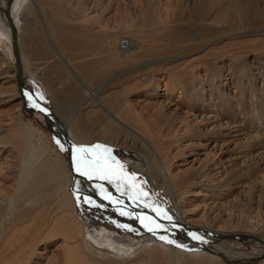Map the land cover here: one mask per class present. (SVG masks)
<instances>
[{"label": "bare ground", "instance_id": "6f19581e", "mask_svg": "<svg viewBox=\"0 0 264 264\" xmlns=\"http://www.w3.org/2000/svg\"><path fill=\"white\" fill-rule=\"evenodd\" d=\"M177 3L179 7L180 3ZM118 5L116 0H0V113L9 110L17 113L12 118L5 114L7 118L0 120V135L3 134L0 137V177L5 168L3 165H10L9 161L15 159L18 161L14 191L9 196L0 193V264H31L33 258L38 259L35 264L263 262L262 231L241 228L233 234L251 243L252 251L232 244L226 246L227 240L222 239L231 237V234L207 226L198 229V225L182 222L179 212L182 213L183 209L174 198L175 191L179 193L182 188L181 191L193 187L200 189H189L184 193L199 194L206 189L208 195L224 188L228 195H243L249 188V178L264 169V88L254 103L248 97V84L242 83L241 78L224 76L227 72L225 60L230 64L238 58V66L244 69L247 68L246 62L254 59L256 65L250 67L253 71L251 78L262 82L264 87V0H202L199 3L194 0L189 10L181 6L175 11L173 7L174 10H169L171 14L168 11L164 15L161 11L165 10L157 13L154 8H146L135 32L152 35L151 38L156 40V46L149 49L151 52L157 49L149 54L151 58L173 60V64L164 70L152 71V79L158 76L160 79L150 80L147 74L138 73L144 67V63H138L137 59L145 56L141 54L144 51L140 46L142 41L132 38L131 46L128 40L122 39L119 48L125 52L137 47L135 53L139 55L114 65L111 77L130 78L133 73L135 80L123 79V83L112 85L113 89L103 93L98 97L97 105L91 106L85 102L92 93L93 85L88 84L91 73L80 76L68 62L75 92L79 88L81 99H85L80 105L86 104V107L76 113L72 124L67 126L62 115L56 109L52 110L47 89L39 82L38 76L35 77V66L28 59L33 55L32 51H27L29 43H26L30 30L36 26L35 32H45L46 38L50 39V32L69 31L79 18L83 35L93 36L89 37L94 39L93 46L108 53L110 49L114 51L119 36L132 32L127 29L129 31L101 35L95 31L98 26L102 27L103 20L116 12ZM32 13L39 16L37 23L32 20L33 26L26 18ZM52 18L57 22H51ZM68 21L70 24L75 22L69 27ZM194 31L205 37L204 42L202 46L196 45L200 49L195 47L198 50H193L192 47L193 51H187L189 48L186 50L184 41L188 42L190 37L188 41L186 37ZM242 36L250 43L246 44L247 49L230 51L217 46L226 38ZM143 38L144 41L146 38ZM51 44L52 53L62 56L61 51ZM216 47L218 54L210 58L218 62L219 70L215 73L205 70L202 76L194 72L201 65L198 62L202 55L187 56L200 51H204L203 55L210 54ZM120 55L115 50L114 58ZM242 57L244 62L240 59ZM201 69L197 68L198 71ZM230 74L234 72L230 71L228 76ZM163 75L169 77L165 80ZM148 81L153 84L149 85ZM161 81L165 82L162 90ZM130 82L136 89L140 87L138 82L145 85L143 99H130L133 92L125 96L118 94L119 88H130ZM229 83L233 84L235 95H231ZM175 89L179 93L176 98L173 97ZM27 111L46 117L66 154L63 160L57 149L52 150L50 142L39 145L41 136L35 142L38 130L22 119ZM16 117H21L18 124L12 122ZM243 117L255 123L245 125ZM86 143L105 145L108 150L104 154V151L102 154L77 152L78 148L91 149ZM136 148L142 151L140 158L127 155ZM204 148L207 149L202 152ZM147 152L150 154L145 155ZM148 156L159 158L149 159ZM202 156L207 160L199 166L201 170L192 171ZM190 157L195 159L190 160ZM68 171L70 177L66 176ZM161 178L164 187L159 186ZM163 188L172 195L166 196ZM251 190L260 192L261 189ZM111 227L114 230H110ZM118 227L121 228L119 232ZM136 228L145 238H141L142 243L133 253L125 245L115 243L119 241L115 238L117 234L134 233ZM147 236H151V244L147 242L145 245ZM260 243L263 247H259ZM231 251L233 254L229 253Z\"/></svg>", "mask_w": 264, "mask_h": 264}, {"label": "rangeland", "instance_id": "374dc122", "mask_svg": "<svg viewBox=\"0 0 264 264\" xmlns=\"http://www.w3.org/2000/svg\"><path fill=\"white\" fill-rule=\"evenodd\" d=\"M189 1L188 0H186V1L185 0L184 1L183 0H179V1L178 0H171V1L170 0H165V1L164 0H154V1L153 0H116V2H118V4H119L118 5L119 8L116 10V12L109 19L103 20L105 22H101L102 27L98 26L100 28H98V27L95 28L96 29L95 31L99 32V34H101V35L102 34L112 35L113 33L119 32L121 30L130 29V31H132L133 34L131 32V35L119 36L115 41V45H114V49H113L114 51H111V49H110L111 54H110V52H108V53L102 52L103 48L101 49V47H94L93 46L94 43L92 42V40H94V39L89 38V37H93V36L89 35L87 37L86 35L85 36L83 35V32L79 28V25L81 23L79 18L77 20H75L78 24L75 21L71 22V24L75 22L74 23L75 25H73L74 26L73 28L72 27L69 28V31H65V32L60 33L59 31L55 30V31L50 32V39L46 38L47 33L41 32L38 30V32L41 33V35H40L38 32H35L37 30L36 26L33 27V29L30 30V36H29L28 40L26 41V43H29L27 51L30 53L32 51V54H33L32 57H28V59L32 61V64H34L33 67L35 66V68L33 69L35 71L34 73L36 74L35 77L38 76L37 78H39L38 79L39 82H41L43 84V86L47 89L48 98L50 99V101L52 103V110L56 109L59 112V114L62 115L61 117H62L63 122L68 126V125L72 124V122H71V120L73 119L72 117L75 116V114L78 113L79 111L82 112V109H84L86 107V104H85V106L80 105L81 101L83 102V101H85V99H81L79 88H77V91L75 92V88L73 85L74 83H73L72 74H71L72 70L67 65L68 62L73 64L74 71L77 74H79L80 76L81 75L86 76L88 73H91L90 82H88V84L93 85L92 86L93 88H91L92 93L89 95L90 98L85 101L87 103L88 102L90 103V104L88 103L87 105H91V106H93L92 104H94V106L97 105L98 97L99 98L102 97L103 93L110 92L111 89H113V87L117 86L119 82L123 83L124 82L123 79H126L125 81L135 80L136 75L132 76L133 73H130L131 79L129 78V76L128 77L125 76V78L124 77H118V79L117 78L113 79L111 77L112 68L114 65H116L117 63H120L126 59H133L136 57V55H139V54L135 53L136 51H138L137 47L136 48L131 47L129 51L127 50L125 52H124V50L119 48L120 42L122 39L128 40L130 42L131 46L133 43L132 38H135L139 41H142L140 46H141V49H143L144 51L142 50L143 53H141V54L142 55L145 54V56L143 55L141 59L138 56L137 59H139L138 61H140V62H138L137 60H134V62L144 63V67H143L144 69L142 68V70L138 73L140 75L144 74L145 76L147 74L148 77L150 76L148 78L150 80L156 81L158 78L160 79L159 76L157 79L156 78L152 79L153 77H152L151 72L157 71V70H164L165 67H168L171 64H173L172 63L173 60L168 61L167 59H165V58L161 59L160 57H152L151 58V56H149V54H153V52L157 51V49L152 51V52L149 49L150 48L152 49L153 47L156 46V44H157L156 40H154L153 37L151 38L152 35H149V34H148L149 37H147L148 36L147 34H146L147 36L144 35L145 33L143 35H140L139 33L137 34L136 33L137 31L135 28L138 26L137 24H139V22L141 20L140 17H143L146 8H148V7L154 8L157 13H160L161 9L165 10L166 12L161 11V12H163L162 15H164V13L166 14L170 9L172 10L173 7H174L175 11H177L178 8L181 6H184V8H186V10H189L191 8V5L194 4V0H189ZM201 1L202 0H195L196 3H199ZM177 2L180 3L179 7H178ZM175 5L177 6V8ZM155 6H156V8H155ZM34 13L31 14V17H29V18L26 17L27 22L30 25L32 23H34L35 20H36L35 23H37L39 20V19L37 20V18H39V16H36L38 14L35 13L36 14L35 15ZM168 13L171 14V11H169ZM169 17H171V15H169ZM30 18H31V20H30ZM55 21L57 22L56 18L51 19V22H55ZM58 21H62V20L58 19ZM111 23H113V24H111ZM71 24H70V21H68L67 25L69 27L72 26ZM38 25L39 24H37V26ZM32 26H33V24H32ZM34 29H36V30L34 31ZM16 30H17V28H16ZM127 31H129V30H127ZM35 33H36V35H35ZM37 33H38V35H37ZM96 34H98V33H96ZM134 34H137V35H134ZM190 34L186 37V40L187 39L189 40L188 37H190V40L189 41L187 40L188 42L184 41V45H186L184 47L185 48L187 47L186 50L189 48L187 51H193V50L200 49L201 47H198L196 45L202 46V43L204 42L203 39H205V37H202L199 33H196L195 31H194V33L191 32ZM196 34H198V36ZM31 35L32 36L34 35L37 37L34 38V36L32 37ZM95 37H96V35H95ZM142 37L146 38L147 40L143 38L144 39V41H143ZM231 38H226L223 42H221L217 46H221L224 50L238 51V50H243L244 48L247 49V47H248L247 45H250V43H247L246 37H244V36H242V38L241 37H237V38L231 37ZM240 41H242V42H240ZM51 42L53 43L54 46H56L61 51L62 56H60L58 53L57 54L52 53ZM86 42H88V43H86ZM194 42H196V43H194ZM154 43H156V44H154ZM229 45H231V46H229ZM227 46H228V48H227ZM235 46H238L239 49L236 48ZM3 47L7 48L6 45H3ZM192 47H193V50H192ZM195 47L198 49H196ZM234 47H235V50H234ZM229 48H231V49H229ZM115 50H116L117 54H119V53L121 54L119 58H114L115 57L114 56ZM211 50H213V51L210 52V54L205 53V55H203L204 51H200L199 53H193V54H190L189 56H187L188 58H190V57L193 58V57L198 56V54L202 55L200 57L201 58L200 61L198 62L201 65L197 67V68L201 67L202 69L198 71L196 68L194 70V72L199 73L201 76H202V74H204L205 70H208L209 73H215L216 71L219 70L218 66L216 65L218 62L211 60V59H215V58H210V56H216L218 54V52H217L218 47L211 49ZM214 51H216V52H214ZM132 54H134V56H130ZM211 54H214V55H211ZM15 57H16V55H15ZM240 59L242 62L245 61L244 57H242ZM224 62L227 63V65L225 66L227 69V72L225 71L224 76L226 78H230V77L231 78H239V79L241 78L242 83L244 82L245 84H248V86H249L248 87L249 88V91H248L249 96L248 97H251V102L255 103L256 98L259 97L260 95H262V89L264 88L262 86V82L254 81L251 78L253 71L252 72L250 71V67L256 65V60L253 59L252 61L246 62L247 68L245 67L244 69H241V66H238V62H239L238 58L234 59V61L231 62V63H233L232 65H231V63L229 64V62L227 60H225ZM221 65H222V63H221ZM230 71H233L234 74L233 75L230 74L228 76ZM246 71H248V72L246 73ZM239 75H241V76H239ZM168 77H169L168 75H165L164 79L166 80V78H168ZM119 78H122V79L120 80ZM249 79H250L251 83H249ZM216 80L217 79H215V81ZM223 80L225 83L228 84V81L225 80V78H223ZM29 82L30 81L27 78V83L29 84ZM148 82L147 83L149 85L153 84L152 81H148ZM130 83H129V85H130ZM164 83H165L164 81H161V83H160L161 90H162V87L164 86ZM249 84H251V85H249ZM112 85H113V87H112ZM230 85H231V92L230 93H231V95H233V94L235 95V93H234L235 89H233V84H230ZM130 86H131L130 88H126V89L119 88L120 91L118 92V94L120 93V95L125 96L127 93L133 92L132 95L130 94V99H132V100L137 99V98L143 99L141 96L146 91L145 85L138 82V86H140L138 89L132 87V83ZM212 86L216 87V84H213ZM131 88H133L135 90H133ZM121 89H123V90H121ZM174 91L175 92L173 94V97L176 98V97H178L176 95H178L179 93L176 92V89ZM123 92H124V94H122ZM76 95H77V97H76ZM194 97H195V94H193V98ZM188 99L190 100V97ZM94 102H96V103H94ZM183 102H185V100ZM260 110H261V108H260ZM9 111L8 112L4 111V113L1 112L0 113V120L5 119L8 116L11 118L14 115L17 116V113L15 114V112H12L11 110H9ZM258 111H259V109L256 111V113ZM27 112L23 113L22 119L25 122H29V123L33 124L36 127V129L38 130L37 139L35 140V142L39 141L38 139L41 136V143L38 142L39 145L40 144H46V143L50 142V146H51L52 150L54 151L55 149H57L59 152L58 154L61 155L60 159L63 160L64 157H66V154L60 148V145L57 142L52 129L50 128L48 122L46 121L47 120L46 117L39 115V113L37 114V112H35V111H27ZM5 114H7V117ZM249 114H252V112H250ZM20 119H21V117L19 119L17 117L13 118L12 122L15 124H18ZM243 119L245 120V125H252V123H255V121H253V122L249 121L248 122L244 117H243ZM49 128L51 129V131ZM73 134H74V132H73ZM2 135L3 134H1L0 137ZM58 138L61 141V137H58ZM85 145L90 146L92 151L95 154L101 153L103 151H104L103 152V154H104L105 151L108 150V147L105 145L97 144L100 146L99 148L96 147L97 145H92L91 143H86ZM92 146H94V147H92ZM178 147H179V145H178ZM206 149L207 148L202 149L203 150L202 152L206 151ZM166 151H165V153H166ZM175 151H177V150L175 149ZM116 152L118 155L119 152L118 151H116ZM141 152L142 151L139 148H136L135 151H128L127 155L129 154V156L131 158H140L142 156ZM148 154H150V153L147 152L145 155H148ZM129 156H127V157L129 158ZM204 157L205 156L200 157L201 159L198 160L197 162H195L196 166L192 169V171L193 170L194 171L201 170V168L199 166L204 165V163L207 160V158L204 159ZM208 157H210V155ZM87 158H88V156H87ZM148 158L158 160L157 158H159V157L158 156L157 157L156 156L155 157H149L148 156ZM193 159H195V157H190V160H193ZM137 161H138V159H137ZM9 164L10 165H7V164L3 165V167L5 166V168L3 169V172H2L1 177H0V193H5L8 196L11 195L15 189V185L13 183H15V179L17 177L16 166L18 165V161L15 159V160H13V162L9 161ZM70 174H71V172L68 171V174L66 176L70 177ZM176 178H179V176ZM250 179H251V181H249ZM249 180L247 181L249 188L247 187L248 189H247L246 193H244L243 195L242 194H240V195H237V194L230 195L229 194L228 195L227 192L225 190H223L224 188H221L215 192H209L208 195L205 193V192H207L206 189H204L205 191L203 190V192L201 191V193H199V194H191V193L186 194V193H184V191H186V190L188 191L190 189L189 188L190 186L188 187L189 189H185L183 191H181L183 188L180 189L179 193H178V191L177 192L175 191V195L176 194L177 195L175 196L174 200L177 199L178 202L176 201V203H178V206L181 205V207H180L181 210L183 209L182 213L179 212L181 214L180 219L182 220V222L188 221L191 224L193 223L192 224L193 226L198 225L199 226V227H197L198 229L199 228L204 229L205 226H207L209 228L222 229V230L226 231V233L232 235L231 237L229 236L225 239L221 238L222 240H227L226 246H228L229 244H232L238 248L240 247L242 250L252 251L253 247H252L251 243L244 242V240H242L241 237L234 236L233 234H235L236 231L238 229H241V228H247L249 230L257 228V229H259V231H262L264 233V191H263L264 190V169H261L259 172H256L254 176L249 178ZM159 186L164 187V181L162 178L159 181ZM254 188L259 189V190L261 189V190H260V192H257L258 190L252 191L251 189H254ZM199 189L200 188H198V187H193L190 190L194 191V190H199ZM163 191L166 193V196L171 194V192L167 193L168 191L167 190L165 191L164 188H163ZM180 193L183 196L180 195V197H178ZM255 193L256 194L260 193V194L258 197L255 198V195H256ZM87 212H90V211L87 210ZM109 229L114 230V227H111ZM117 229H119L118 232L121 231V228L118 227ZM237 232H239V231H237ZM151 233L152 232H149L150 235H151ZM123 234H125V235H123ZM152 234L154 235V233H152ZM116 236L117 237H115V238L118 239L119 241H116L115 243L125 245L126 246L125 248L129 249L128 251L130 253H133L135 250H137L140 242L142 243V241H143V240H141V238H143V239L145 238V236L142 234L141 230H139L138 228L135 229L134 233H131V232L129 234L119 233ZM88 237L90 238L89 235H88ZM150 237L151 236H147L146 237L147 239L144 241L143 244L146 245L147 242H149V244H151V242L149 241V240H151ZM213 239H217V238H213ZM221 239H219V240H221ZM93 243L95 246H98V244L95 243L94 241H93ZM152 243H155V242H152ZM259 247H263V243H260ZM229 253L233 254L232 251ZM37 260L38 259L33 258V259H30V262L33 261L31 264H35V262ZM252 264H256V263H252ZM258 264H264V259H263V262L261 261Z\"/></svg>", "mask_w": 264, "mask_h": 264}, {"label": "snow or ice", "instance_id": "6c2138e0", "mask_svg": "<svg viewBox=\"0 0 264 264\" xmlns=\"http://www.w3.org/2000/svg\"><path fill=\"white\" fill-rule=\"evenodd\" d=\"M96 147L99 148L100 146L97 145ZM90 151H92V149H87V148H78V149H77V152H90ZM121 167H122V166H121ZM83 174H85V175H89L88 172H84ZM102 178H107V177H102Z\"/></svg>", "mask_w": 264, "mask_h": 264}]
</instances>
